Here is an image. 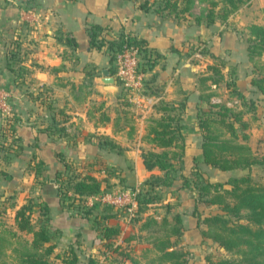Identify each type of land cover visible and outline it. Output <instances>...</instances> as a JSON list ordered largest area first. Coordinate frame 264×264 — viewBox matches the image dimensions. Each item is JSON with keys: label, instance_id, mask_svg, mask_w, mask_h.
Here are the masks:
<instances>
[{"label": "crops", "instance_id": "crops-1", "mask_svg": "<svg viewBox=\"0 0 264 264\" xmlns=\"http://www.w3.org/2000/svg\"><path fill=\"white\" fill-rule=\"evenodd\" d=\"M205 9V3L195 1L177 19L143 11L138 0H0V90L8 93L10 106L8 115L0 112V264H25L33 235L17 228L15 215L29 203L31 224L46 226L45 246L53 245L50 264L60 263L59 257L68 250L76 255V264H87L90 258L105 262L108 253L97 252L106 248L101 240L104 226L120 232L111 245L122 251V244L151 248L150 242L134 241L146 234L149 238L143 226L147 217L160 225L164 220L169 226L175 224L174 217L147 215L123 225L120 215L112 217L120 214L114 208L102 213L100 206L86 218L72 215L71 209L61 207L58 181L72 174L97 178L102 172L108 174L103 186L120 175L127 186L137 188L152 176L162 177L157 167L145 168L143 157L148 151H163L147 141L150 120L161 115L155 107L163 102L173 104L181 114L184 165L190 166L193 158L203 163L197 112L207 105L199 100L198 79L211 74L209 67L216 60L224 63L223 77L242 97L264 98L251 83L253 67L244 29L264 26V0H251L227 20L216 19L211 25L195 21ZM91 32L105 46L92 47ZM124 38L144 41L151 56L147 66L141 60L144 88L139 107L123 105L121 93L107 94L100 83L104 71L114 72L107 43ZM207 85L215 94L211 103L221 101L216 90L227 95L222 84ZM255 106L256 113L264 116V108ZM241 108L237 111L244 112L250 129L248 114ZM250 133L246 132L247 145L253 152ZM234 171L241 170L228 172ZM164 199L169 213L172 199ZM176 216L181 238L193 235L194 230L188 232L190 218Z\"/></svg>", "mask_w": 264, "mask_h": 264}, {"label": "trees", "instance_id": "trees-1", "mask_svg": "<svg viewBox=\"0 0 264 264\" xmlns=\"http://www.w3.org/2000/svg\"><path fill=\"white\" fill-rule=\"evenodd\" d=\"M138 1H140V8L143 11L147 12L152 10L161 18L173 16L177 19L180 18L181 14L189 12L195 1L205 3L207 5V9L204 10L205 14L195 17V21L199 23L205 20L207 25H211L216 19H221L222 21L227 20L230 15L251 0H155L152 3L148 0ZM247 34L248 56L252 62L255 57L264 56V26L250 25ZM89 37L92 47L101 49V47L105 46V42L95 39L93 32L89 34ZM123 44H133L140 47L143 65L147 66L150 64L151 56L147 51L145 42L142 40L124 38L120 41H111L107 43V49L111 52L114 47H120ZM223 65L224 63L220 60H216L209 67L211 74L201 76L198 79L199 100L208 107V109H200L197 112L198 127L202 135L201 149L203 164L221 172L233 170L250 171L254 166L264 168V155L259 156L254 154L247 145L248 136L242 135L239 138L236 133L238 129L236 127L237 124L241 129L248 127L243 119L242 111H234L224 106V104L211 103V98L215 94L211 92L207 84L208 82L212 85H218L220 83L223 78L220 67ZM141 71L144 72V68L141 67ZM263 82L262 79H252L251 81L252 85L264 95ZM225 85L227 92L234 94L237 99L242 98L232 83H226ZM121 98L123 105H130L124 97ZM155 110L160 112L161 115L158 119L150 120L147 130V141L155 148L163 149V151L160 153L148 151L143 158L146 169L152 170L154 167H157L164 173L162 177H156L164 186V180L172 178L171 173L174 170L172 162L177 159L182 164L185 145L181 132L182 127L180 125L181 114L174 105L163 102L157 105ZM221 131H224L226 135H222ZM58 182L57 196L61 207L66 209L73 207L69 205L70 203L65 204L64 202L66 192L70 191L69 193L73 196L71 202H77L76 205L78 206L85 198L95 196L101 192L96 178L90 177L89 175L82 178L76 175L73 177V180L60 179ZM229 184L231 189L224 191L223 194L229 195L235 202L236 207H241L247 211L243 216L245 223L231 222L222 216L208 217L204 221L212 228L213 233L207 237L216 242L220 247L229 251L242 244H247L253 247L254 250L244 254L238 261H212L208 258L207 262L208 264H264V183L259 184L254 182L249 176H243L232 179ZM63 189H65L64 192L62 191ZM149 194L151 193L146 189L144 198L148 197ZM140 196L139 188L136 214L144 213L147 206L153 205L156 200L148 197L140 201ZM30 212L31 206L25 205L15 215L17 228L20 231L32 233L33 235L30 244L31 251L24 254V262L25 264H50L48 259L53 252V245L45 246L49 242L47 228L44 225L36 226L31 224ZM40 213L42 214V210ZM174 221L175 225L171 227L168 235L178 237L181 228L179 217H174ZM151 225L158 224L154 219L147 217L143 226L148 228ZM161 225H168V223L164 220L161 222ZM119 233L116 228L104 226L101 229V240L104 242V246L111 248V242L117 238ZM149 242L151 248H147L145 253L155 254V259L150 261L151 263L149 264H185L184 254L174 249L168 241L153 236ZM1 245L2 242L0 240V248ZM115 250L119 251V248L116 247ZM59 260L60 263L53 264L77 263L76 255L70 250L65 252L62 257H59ZM87 264L99 263L96 259L90 258Z\"/></svg>", "mask_w": 264, "mask_h": 264}, {"label": "rangeland", "instance_id": "rangeland-1", "mask_svg": "<svg viewBox=\"0 0 264 264\" xmlns=\"http://www.w3.org/2000/svg\"><path fill=\"white\" fill-rule=\"evenodd\" d=\"M262 21L264 25V19ZM244 29H247L246 32L248 33L247 26H245ZM250 63L253 67V79H262V81H264V56L255 57ZM220 68L225 69V65L221 66ZM226 83L232 82L230 81V79L225 80V78L223 77L219 85L222 84V86L226 87ZM216 91L217 92L215 93L217 94V96L221 98V102L219 104H224V106L234 111H237V108L240 106L242 107L241 110L244 109L246 111V113L248 114V121L251 128L249 129V127H247L246 129H241L237 124L236 127L238 129L236 133L240 138L242 135H247L246 132L250 130V138L252 139L251 147L253 148V152L259 156L264 155V116H262L260 112L258 114L256 113L257 107L255 106L256 104L257 106H259V108H264V98L260 100H246L245 97L237 99L234 94H231L229 92H227V95H225L223 89H218ZM234 101H236L237 103L232 104V106H228V103H233ZM205 109H208V107L203 108V110ZM256 114L260 115V117L254 116ZM260 132L262 133L261 138ZM221 134L224 135V131H221ZM248 140L250 141L249 138ZM249 141L247 143H249ZM195 160L196 159L193 158L192 164L190 166H185L184 162H182L181 164L177 159H175L172 162L174 169L171 173L172 178L164 180V186L162 185L161 181L157 180L155 176H152L145 180V182H143L142 184L137 185L139 186L138 189L140 188V201H142L141 199H147L148 197H152L153 200L156 199L153 205L147 206V209H149H146L144 213L142 212L141 214H136L135 212L132 218H128L122 214H112V217H117L118 215H120L123 221L122 224L129 225L132 224V222H136V220H138L140 217H143V219H145L147 215H156L159 216V218L161 215H165L169 219H172L177 213L185 214V216H188L190 218V220L188 221H190L191 223L190 226L187 223V226H189L188 232L194 230V234L187 236L186 239L181 238V235H179L178 237L168 235L169 231L171 230V227L175 225L173 222L170 226H163L160 224L151 225L148 227L150 233L149 238L148 234H146L143 239H134V241L147 243L153 236L163 239L164 241H168L170 244H172L174 249L181 251L184 254L185 264H208V258L212 261H238L242 258L244 254L253 251L254 248L247 244H242L231 251L220 247L216 242L208 238L213 233V230L205 223L204 220L208 217L222 216L230 220L231 222H238L241 224L245 223L243 216L247 213V211L241 207H236L233 199L229 195H224L223 192L229 191L231 189L229 183L232 181V179H237L243 176H249L256 183H264V168L260 166H254L251 168L250 171L241 170L234 172H221L217 169L206 166L200 161L195 162ZM89 176L94 177L92 175ZM106 176H108L107 173L103 174L102 172H99L98 174H96V179L99 183V189H101L100 186H102V191L111 190L118 184H122L125 186L127 185L125 184V178H121L120 175L117 177L116 175V182H112L107 186H103L102 182L105 181ZM73 177H75L74 174L70 175L68 180H73ZM129 187L134 188V186ZM146 189L151 194H149L148 197L144 198ZM62 191L64 192L65 189H63ZM69 192H66L64 202L65 204L70 203L69 205L73 206L71 208L72 215H77L81 216L82 218H86L88 215L95 213L98 209L100 210V207L96 205L92 208L81 210L80 205H76L77 202H71L73 196L72 194H69ZM165 197L166 200H168L169 198L172 199V209L169 213H166V209L164 207L165 204L161 202L162 199L165 200ZM30 204L31 203H29V205ZM110 208L111 207L108 206L102 207V209H104L102 210V213L111 212L108 211L110 210ZM99 217L102 218V215ZM99 226L100 224L98 225V229L100 228ZM181 226L183 227V225ZM135 228H137V226ZM120 229L121 232L127 233L125 229ZM132 230L133 232H135V229ZM126 237L127 236L125 234L123 236V239ZM180 242L184 243V245L179 247ZM114 245L115 244L113 242V246ZM133 245L134 246L129 247L128 245L122 244V251L115 250V248L111 245V248L109 249L102 247L98 248L97 252L108 253L109 258L107 257L106 261L102 264H149L151 263L150 261L155 259V254L145 253L146 249L143 250L141 247L135 244ZM80 256L85 260L87 259V256H85V254L82 252Z\"/></svg>", "mask_w": 264, "mask_h": 264}, {"label": "built area", "instance_id": "built-area-1", "mask_svg": "<svg viewBox=\"0 0 264 264\" xmlns=\"http://www.w3.org/2000/svg\"><path fill=\"white\" fill-rule=\"evenodd\" d=\"M199 52L202 53V49ZM200 56L199 54L198 57ZM141 57L140 47L133 44H123L120 47H114L110 52V58L114 65V72L111 76L121 89L122 97L128 103H132L137 107L141 105L140 97L144 88ZM220 102L218 99L213 101L215 104ZM236 103V101L228 103V106ZM0 112L4 115L10 113L8 93L2 90H0ZM137 195V188L131 189L127 185L118 184L111 190L101 191L95 196L85 198L80 204V209H89L95 205L100 207L108 206L128 218H132L137 210Z\"/></svg>", "mask_w": 264, "mask_h": 264}, {"label": "water", "instance_id": "water-1", "mask_svg": "<svg viewBox=\"0 0 264 264\" xmlns=\"http://www.w3.org/2000/svg\"><path fill=\"white\" fill-rule=\"evenodd\" d=\"M100 83L103 85V90L110 95L121 93V89L116 85L113 77L109 75L108 71H104L100 79Z\"/></svg>", "mask_w": 264, "mask_h": 264}]
</instances>
